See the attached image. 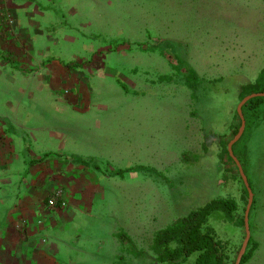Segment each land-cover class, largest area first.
Listing matches in <instances>:
<instances>
[{
  "label": "rangeland",
  "instance_id": "374dc122",
  "mask_svg": "<svg viewBox=\"0 0 264 264\" xmlns=\"http://www.w3.org/2000/svg\"><path fill=\"white\" fill-rule=\"evenodd\" d=\"M58 14L52 30L56 43L43 65H53L63 87L47 84L43 107L121 109L119 117L115 112L102 116L104 123L128 121L131 126L138 118L140 124L154 126L149 180L140 169L136 192L129 188L127 174L117 181L123 205L130 195L145 209L146 195L138 198L139 192L147 184L153 191L149 199L155 220L146 219L152 212L139 214V223H154L149 225V245L144 240L134 251L140 256L153 252L157 259L156 234L213 200L234 201L236 219H242L248 197L233 161L222 147L216 150V139L233 138L232 131L223 132L222 122L228 109L235 104L236 111L239 104L237 78L244 75L242 84L248 86L264 68V0H69ZM133 110L139 115H132ZM75 115V121L85 118ZM245 115L250 111L245 109ZM259 118L234 148L253 194L251 235L260 243L248 264H264V113ZM145 154L139 148L140 160ZM235 222L218 212L207 221L226 253L237 229L244 232ZM196 257L181 264H194Z\"/></svg>",
  "mask_w": 264,
  "mask_h": 264
},
{
  "label": "crops",
  "instance_id": "0c3cea01",
  "mask_svg": "<svg viewBox=\"0 0 264 264\" xmlns=\"http://www.w3.org/2000/svg\"><path fill=\"white\" fill-rule=\"evenodd\" d=\"M68 4L69 0H0V264H155L153 252L140 256L134 251L144 240L149 245V225L153 228L154 223H139V214L152 212L146 219L155 220L149 199L153 191L147 184L145 192H139L138 198L146 195L145 209L130 195L123 205L117 183L125 173L129 188L136 192L140 169L149 180L153 124L142 125L138 118L131 126L128 121L104 123L102 116L115 112L119 117L121 109L43 107V88L63 87L53 65L43 61L52 56L51 45L56 43L53 21ZM6 14L13 27L6 24ZM237 79L239 95L245 77ZM228 111L222 123L229 134L235 104ZM262 113L264 105L255 115H245V131L262 121ZM75 114L84 120L75 121ZM132 115L139 114L133 110ZM139 148L146 150L145 160L139 159ZM58 189L65 205L50 208L48 200ZM243 235L237 229L227 261L241 248ZM153 237L154 232L152 244ZM250 240L255 248L244 264L252 262L260 249L251 230Z\"/></svg>",
  "mask_w": 264,
  "mask_h": 264
},
{
  "label": "trees",
  "instance_id": "16d2710c",
  "mask_svg": "<svg viewBox=\"0 0 264 264\" xmlns=\"http://www.w3.org/2000/svg\"><path fill=\"white\" fill-rule=\"evenodd\" d=\"M255 93H264V69L261 70L253 84L241 87L238 95V103L246 96ZM263 103L264 98H255L249 101L242 109L244 119L245 109L255 115V111L261 107ZM234 121H237V124L233 125L231 128L233 137L237 134L241 125L236 111L234 114ZM230 140L220 141V147L224 149V155L228 161H232L227 153V145ZM240 140L233 146V152ZM243 192L244 195L248 197L245 187ZM237 210V204L232 200H213L202 208L191 212L186 217L179 219L173 226L156 234L154 239V252L157 255L156 260L160 263L169 262L181 264L192 255L196 254L195 264H233L240 248L236 251L233 259L227 261L224 243L217 239L213 231L208 229L207 221L212 214L218 212L222 213L226 220L236 221L235 223L238 228L244 229L243 218L240 220L236 219L237 217L235 214ZM251 245L252 243L250 240L247 251L242 257L241 264H244L251 258L255 248V245L249 248ZM173 246L174 248H171Z\"/></svg>",
  "mask_w": 264,
  "mask_h": 264
},
{
  "label": "water",
  "instance_id": "95a60500",
  "mask_svg": "<svg viewBox=\"0 0 264 264\" xmlns=\"http://www.w3.org/2000/svg\"><path fill=\"white\" fill-rule=\"evenodd\" d=\"M255 98H264V93H255V94L248 95L245 98H243L239 102V104L237 105L236 113H237V115L241 121V125L238 129L237 134L231 139V141H229V143L227 145V153H228L229 157L231 158V160L233 161V163L235 164V166L238 170L239 176L243 182V185H244V187L247 191V195H248L247 205H246L244 217H243L245 236H244V240H243V243L241 245V248H240L233 264H241L242 257L244 256V254L247 251L248 243L250 241L249 213H250V210H251V207L253 204V194H252V190H251L248 178H247L246 174L244 173V170H243L240 162L237 160V158L234 155L233 146L240 140V138L243 136V133L245 131V120L243 117L242 109L249 101H251Z\"/></svg>",
  "mask_w": 264,
  "mask_h": 264
},
{
  "label": "built area",
  "instance_id": "2783aa9c",
  "mask_svg": "<svg viewBox=\"0 0 264 264\" xmlns=\"http://www.w3.org/2000/svg\"><path fill=\"white\" fill-rule=\"evenodd\" d=\"M4 19L9 27H13L14 21L10 14L4 15ZM61 198H62V191L58 189L51 195L50 199L48 200V206L50 208H54L56 206H64L65 203L61 201Z\"/></svg>",
  "mask_w": 264,
  "mask_h": 264
}]
</instances>
